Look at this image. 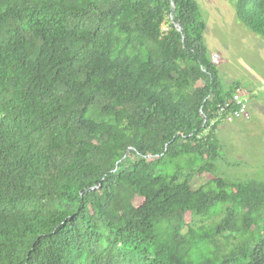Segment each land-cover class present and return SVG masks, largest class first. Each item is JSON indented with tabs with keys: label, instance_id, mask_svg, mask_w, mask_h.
Wrapping results in <instances>:
<instances>
[{
	"label": "trees",
	"instance_id": "16d2710c",
	"mask_svg": "<svg viewBox=\"0 0 264 264\" xmlns=\"http://www.w3.org/2000/svg\"><path fill=\"white\" fill-rule=\"evenodd\" d=\"M230 4L264 41V0ZM204 29L195 0H0V264H264Z\"/></svg>",
	"mask_w": 264,
	"mask_h": 264
},
{
	"label": "rangeland",
	"instance_id": "374dc122",
	"mask_svg": "<svg viewBox=\"0 0 264 264\" xmlns=\"http://www.w3.org/2000/svg\"><path fill=\"white\" fill-rule=\"evenodd\" d=\"M195 1L205 24L202 37L207 56L212 51L220 54L219 65L215 66L221 71L222 91L229 89L235 80L241 83L244 80L255 87L251 96H247L256 118L250 120V127L237 135L229 127L231 123H227L216 132L221 148L220 158L214 162L215 171L219 177L238 183H264V41L237 21L231 0ZM207 180L206 174L194 178L192 189L203 186ZM218 215L213 220H218Z\"/></svg>",
	"mask_w": 264,
	"mask_h": 264
},
{
	"label": "built area",
	"instance_id": "2783aa9c",
	"mask_svg": "<svg viewBox=\"0 0 264 264\" xmlns=\"http://www.w3.org/2000/svg\"><path fill=\"white\" fill-rule=\"evenodd\" d=\"M210 60L213 65L219 63V56L212 54ZM250 112L248 108V98L245 91L241 88H236L231 94V98L216 107L212 119L203 135H207L209 131L217 132L223 125L231 123L235 120H249Z\"/></svg>",
	"mask_w": 264,
	"mask_h": 264
},
{
	"label": "crops",
	"instance_id": "0c3cea01",
	"mask_svg": "<svg viewBox=\"0 0 264 264\" xmlns=\"http://www.w3.org/2000/svg\"><path fill=\"white\" fill-rule=\"evenodd\" d=\"M214 53L220 56V54H219L218 52H216V51H212V52L209 54V58H210L211 55L214 54ZM217 65H219V64H217ZM245 68H246V70L248 71V67L246 66ZM216 69H217V72H218V76H220L221 71H220L218 68H216ZM254 81H257V80H254ZM242 82H243V83H241V82L235 80V81L231 84V86L229 87V89H231V88L234 87V86H237V88H241V89H243V91H245V93L247 94V96H249V95L251 96V89H253V88H255V87H253V86L247 84L246 81H244V80H242ZM229 89H227L225 92H227ZM250 104H251V103H250ZM248 108H249V112H250V119H249V120H247V121H245V120H235V121L231 122V126H229V127H231V129L234 131V133L237 134V135L240 134V131H241V130L250 127V126H249L250 124H248V123L250 122L251 119H256V118H255V110H254L252 107L250 108V105H248ZM223 126H224V125H223ZM223 126H222V127H223ZM222 127L219 129V131L222 129ZM216 139H217V136H216ZM217 142L220 143V142L218 141V139H217Z\"/></svg>",
	"mask_w": 264,
	"mask_h": 264
}]
</instances>
